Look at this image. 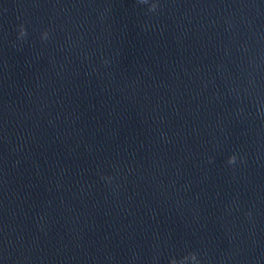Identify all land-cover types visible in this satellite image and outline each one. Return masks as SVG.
<instances>
[{
    "label": "clouds",
    "instance_id": "clouds-1",
    "mask_svg": "<svg viewBox=\"0 0 264 264\" xmlns=\"http://www.w3.org/2000/svg\"><path fill=\"white\" fill-rule=\"evenodd\" d=\"M139 4H149V11H155L158 7L156 3H149V0H137ZM27 35L26 29L23 25L19 28V37L23 38ZM42 39H48V32H44L42 34ZM237 162V156L234 154L228 158L227 163L229 165H234ZM188 261H191L192 264H199V260L197 258V254L194 252H189L187 255L181 257L180 259L172 258L170 260V264H188Z\"/></svg>",
    "mask_w": 264,
    "mask_h": 264
}]
</instances>
